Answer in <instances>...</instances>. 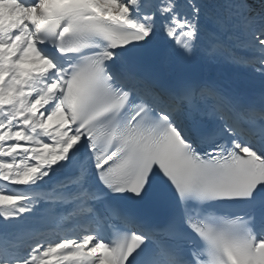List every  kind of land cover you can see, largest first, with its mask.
I'll use <instances>...</instances> for the list:
<instances>
[{"label":"snow or ice","instance_id":"obj_1","mask_svg":"<svg viewBox=\"0 0 264 264\" xmlns=\"http://www.w3.org/2000/svg\"><path fill=\"white\" fill-rule=\"evenodd\" d=\"M0 264H264V0H0Z\"/></svg>","mask_w":264,"mask_h":264},{"label":"bare ground","instance_id":"obj_2","mask_svg":"<svg viewBox=\"0 0 264 264\" xmlns=\"http://www.w3.org/2000/svg\"><path fill=\"white\" fill-rule=\"evenodd\" d=\"M222 71L226 77L249 78L250 76L257 75L251 69H246V68L226 67ZM245 72H248V73H245Z\"/></svg>","mask_w":264,"mask_h":264}]
</instances>
